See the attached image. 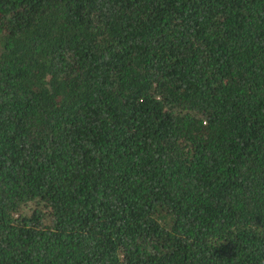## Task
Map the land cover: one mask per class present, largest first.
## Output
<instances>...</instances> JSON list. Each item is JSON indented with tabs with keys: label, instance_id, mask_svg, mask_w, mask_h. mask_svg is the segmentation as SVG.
Masks as SVG:
<instances>
[{
	"label": "trees",
	"instance_id": "16d2710c",
	"mask_svg": "<svg viewBox=\"0 0 264 264\" xmlns=\"http://www.w3.org/2000/svg\"><path fill=\"white\" fill-rule=\"evenodd\" d=\"M0 264H264V0H0Z\"/></svg>",
	"mask_w": 264,
	"mask_h": 264
}]
</instances>
